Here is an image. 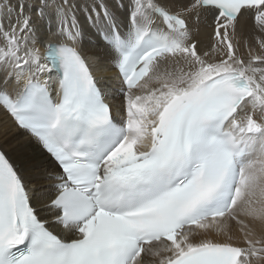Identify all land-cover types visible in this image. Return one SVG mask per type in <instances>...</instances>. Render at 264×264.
I'll use <instances>...</instances> for the list:
<instances>
[{
    "label": "snow or ice",
    "instance_id": "6c2138e0",
    "mask_svg": "<svg viewBox=\"0 0 264 264\" xmlns=\"http://www.w3.org/2000/svg\"><path fill=\"white\" fill-rule=\"evenodd\" d=\"M32 13L56 24L43 52ZM244 13L264 33V0H128L124 31L109 0L0 3V109L58 169L33 190L0 152V264H264V54L233 43Z\"/></svg>",
    "mask_w": 264,
    "mask_h": 264
},
{
    "label": "bare ground",
    "instance_id": "6f19581e",
    "mask_svg": "<svg viewBox=\"0 0 264 264\" xmlns=\"http://www.w3.org/2000/svg\"><path fill=\"white\" fill-rule=\"evenodd\" d=\"M9 2L15 5L18 0H9ZM0 3H4V0H0ZM127 4L128 0H109L110 7L116 12L118 22H121V31L125 29L123 20L127 12ZM12 15L14 19L16 13L13 12ZM32 19L40 38V45L38 46L41 47V52H43L45 44L59 40L54 35L56 24L55 22L52 23L51 32H49L47 21H41L35 13H32ZM212 19L211 14L202 13L198 32L196 31L195 17L190 21L195 39L199 42L201 50H204L212 42ZM4 23L7 24V19ZM260 40H264V33L259 31L254 16L251 13H244L237 24L236 36L233 38L234 45L238 48L239 53L247 58L250 51L254 55L264 54V49L260 47ZM80 48L83 54L92 61V66L97 67L96 75L105 85L106 94L116 111L123 104V96L120 93L121 84L117 78L116 69L109 62L105 43L95 30L85 26ZM0 148L24 177L30 189L36 190L46 187L47 176L58 170L51 157L29 134L18 129L2 109H0Z\"/></svg>",
    "mask_w": 264,
    "mask_h": 264
}]
</instances>
